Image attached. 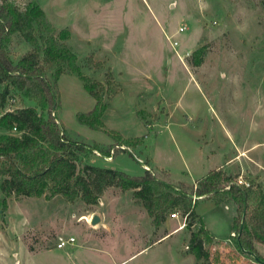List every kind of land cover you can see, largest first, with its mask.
Here are the masks:
<instances>
[{"label": "rangeland", "instance_id": "1", "mask_svg": "<svg viewBox=\"0 0 264 264\" xmlns=\"http://www.w3.org/2000/svg\"><path fill=\"white\" fill-rule=\"evenodd\" d=\"M9 1L41 6L44 35L52 28L58 44L75 54L79 72L66 65L53 113L67 137L89 147L80 166L140 176L146 162L159 178L192 187L232 159L224 165L229 174L245 171L244 178L264 184V0ZM7 48L15 59L32 50L18 33ZM90 57L103 66L90 65ZM109 72L121 90L111 99L103 94L102 121L122 140L77 117L96 105L80 74L105 83ZM46 76L53 82L52 71ZM23 105L36 102L10 95L9 107ZM135 138L138 144L128 143ZM96 144L111 155L118 151L106 159ZM218 199L193 195L197 217L185 219L180 207L179 218L170 213L156 224L134 190L119 187L95 204L62 194L12 196L0 216V264H262L232 235L237 204ZM94 215L101 219L96 225ZM199 220L223 243L208 247L209 259L198 263L190 240ZM72 236L73 244L57 246ZM256 246L264 256V245Z\"/></svg>", "mask_w": 264, "mask_h": 264}, {"label": "trees", "instance_id": "2", "mask_svg": "<svg viewBox=\"0 0 264 264\" xmlns=\"http://www.w3.org/2000/svg\"><path fill=\"white\" fill-rule=\"evenodd\" d=\"M45 25L41 6L32 4L22 9L9 0H1L0 86L3 88L0 90V129L4 133L0 134V216L6 213L12 196L62 194L72 202L82 199L95 204L108 188L119 187L123 191L134 190L137 202L147 209L156 224H161L180 207L183 216L197 217L195 206L198 200L194 201L193 195L202 198L218 195L217 204L230 199L237 204L234 232L238 234L242 250L255 253L259 261L264 262V256L256 246L257 243L264 245V184L251 179L249 187L239 185L235 182L237 177L224 168L211 170L197 180V185L188 187L159 178L154 171L147 169L143 175L133 176L118 169L91 164L80 166V156L88 152L89 147L67 137L63 124L57 122L53 113L59 97L55 88L60 76L68 71L66 65L73 72H79L72 66L76 57L71 50L58 44L52 28H49L50 36L44 35ZM16 33L32 46V50L18 61L12 58L7 48L8 38ZM194 56H198V52ZM88 63L97 68L103 66V62H94L92 57ZM46 70L52 71L53 82L46 76ZM80 77L86 91L96 99V105L87 113H78L79 122L91 129L108 131L102 121L108 106L103 94L107 93L111 99L120 92L121 86L114 84L111 73L105 83L84 74ZM12 93L33 100L36 105L11 108L8 102ZM113 135L122 140L120 134ZM139 142L140 138L128 141L135 145ZM93 149L111 155V149L103 150L97 144ZM199 221L201 227L192 232L190 240V252L198 263L209 259L208 247L218 242L204 222Z\"/></svg>", "mask_w": 264, "mask_h": 264}, {"label": "built area", "instance_id": "3", "mask_svg": "<svg viewBox=\"0 0 264 264\" xmlns=\"http://www.w3.org/2000/svg\"><path fill=\"white\" fill-rule=\"evenodd\" d=\"M182 31H184V28H182V27L179 28V31H178V32H182ZM172 44H173L174 47H176V46L178 45V42H177V41H173ZM123 147H124V146H123ZM121 148H122V146H121ZM93 150H94V149H93ZM94 151H97V150H94ZM113 153H114V149L112 150V155H113ZM112 155H110V156H105V158H106V159L113 158ZM143 166L145 167V169H147V170H151V168H150L149 166H147L146 164H144V163H143ZM235 182H236L237 184H239V185H244V186H246V187H249V186L251 185V182H250L249 180H247L246 178H244L243 175H239L238 178L235 180ZM198 198H200V197H198ZM171 217H172V218H179V217H180V212L177 211V210L174 211V212H172V213H171ZM184 218L187 219V216H184ZM181 228H182V227H181ZM232 235H233V237H238V234H237L236 232H233ZM75 241H76V237H74V236L69 237V238L66 239V240H65V239H61V240L58 242L57 246H58L59 248H63V247H65L67 244H73ZM245 252H248V251H245ZM248 253H249V252H248ZM259 262H261L262 264H264V262H262V261H259Z\"/></svg>", "mask_w": 264, "mask_h": 264}, {"label": "crops", "instance_id": "4", "mask_svg": "<svg viewBox=\"0 0 264 264\" xmlns=\"http://www.w3.org/2000/svg\"><path fill=\"white\" fill-rule=\"evenodd\" d=\"M10 55L12 56V54L10 53ZM22 56V55H21ZM12 58L15 60V61H18L21 57H18V59H15L13 56H12ZM2 133H4V132H2ZM2 133H0V134H2ZM232 161V159H230V160H227L226 161V164H229L230 162ZM146 163V162H145ZM226 164H224V165H226ZM224 165H218L217 167H215V168H224ZM150 166V165H149ZM152 166V165H151ZM144 171H145V169H144ZM244 173H245V171L243 172V173H240V174H242V175H244ZM239 174V175H240ZM200 199H203V198H200ZM226 205V204H225ZM226 207H227V205H226ZM181 227H177L176 229H174V231L175 230H177V229H180ZM207 228V227H206ZM209 230V229H208ZM210 231V230H209ZM211 232V231H210ZM234 232V230H232V233ZM211 234H212V232H211ZM214 237H215V239L218 241L217 243H223V241H221V240H219L214 234H212ZM258 244H260V243H258ZM262 245V244H261ZM263 246V245H262Z\"/></svg>", "mask_w": 264, "mask_h": 264}, {"label": "water", "instance_id": "5", "mask_svg": "<svg viewBox=\"0 0 264 264\" xmlns=\"http://www.w3.org/2000/svg\"><path fill=\"white\" fill-rule=\"evenodd\" d=\"M100 217L98 216V215H94L93 216V218H92V221H91V223L93 224V225H96V224H98L99 222H100ZM242 226H243V224H242ZM249 253H253V252H249Z\"/></svg>", "mask_w": 264, "mask_h": 264}]
</instances>
